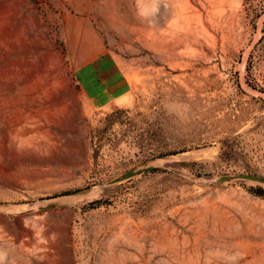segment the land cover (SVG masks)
I'll return each mask as SVG.
<instances>
[{
    "label": "rangeland",
    "instance_id": "1",
    "mask_svg": "<svg viewBox=\"0 0 264 264\" xmlns=\"http://www.w3.org/2000/svg\"><path fill=\"white\" fill-rule=\"evenodd\" d=\"M0 264H264V0H0Z\"/></svg>",
    "mask_w": 264,
    "mask_h": 264
},
{
    "label": "crops",
    "instance_id": "2",
    "mask_svg": "<svg viewBox=\"0 0 264 264\" xmlns=\"http://www.w3.org/2000/svg\"><path fill=\"white\" fill-rule=\"evenodd\" d=\"M70 43L74 53H92L73 71L74 81L90 108L101 110L114 106L129 95L132 91L129 75L110 50L101 49L93 33L77 35Z\"/></svg>",
    "mask_w": 264,
    "mask_h": 264
},
{
    "label": "clouds",
    "instance_id": "3",
    "mask_svg": "<svg viewBox=\"0 0 264 264\" xmlns=\"http://www.w3.org/2000/svg\"><path fill=\"white\" fill-rule=\"evenodd\" d=\"M232 259H233V260H235V259H236V257H233Z\"/></svg>",
    "mask_w": 264,
    "mask_h": 264
}]
</instances>
